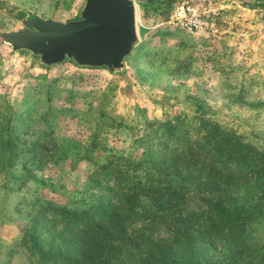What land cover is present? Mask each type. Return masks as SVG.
<instances>
[{
  "label": "rangeland",
  "instance_id": "1",
  "mask_svg": "<svg viewBox=\"0 0 264 264\" xmlns=\"http://www.w3.org/2000/svg\"><path fill=\"white\" fill-rule=\"evenodd\" d=\"M178 1L133 0L138 42L121 73L71 61L45 67L0 43V264L35 259L20 244L29 210L87 207L104 189L101 164L156 161L176 139L199 137L201 121L264 154V0H205L200 32L171 23ZM83 2L0 0V32L23 28V16L75 19ZM170 184L183 196L182 214L209 199L193 181L173 177ZM143 205L159 213L148 200ZM251 221L234 264H264V207ZM126 229L152 228L140 217ZM138 252L124 248L112 264L135 263Z\"/></svg>",
  "mask_w": 264,
  "mask_h": 264
},
{
  "label": "trees",
  "instance_id": "2",
  "mask_svg": "<svg viewBox=\"0 0 264 264\" xmlns=\"http://www.w3.org/2000/svg\"><path fill=\"white\" fill-rule=\"evenodd\" d=\"M199 129V137L176 139L169 155L156 161L101 164L96 174L104 189L85 208L46 203L29 210L20 237L35 256L29 264H112L132 246L139 251L136 262L122 264L238 263L247 245L244 225L264 207V154L215 124L201 121ZM173 177L209 195L199 212L179 211L183 196L170 184ZM140 217L152 229L129 234L126 222Z\"/></svg>",
  "mask_w": 264,
  "mask_h": 264
},
{
  "label": "water",
  "instance_id": "3",
  "mask_svg": "<svg viewBox=\"0 0 264 264\" xmlns=\"http://www.w3.org/2000/svg\"><path fill=\"white\" fill-rule=\"evenodd\" d=\"M19 22L23 28L0 32V43L12 52L31 53L45 67L71 61L121 73L138 42L133 0H84L75 19L23 16Z\"/></svg>",
  "mask_w": 264,
  "mask_h": 264
},
{
  "label": "built area",
  "instance_id": "4",
  "mask_svg": "<svg viewBox=\"0 0 264 264\" xmlns=\"http://www.w3.org/2000/svg\"><path fill=\"white\" fill-rule=\"evenodd\" d=\"M205 0H179L172 12L171 23L188 32L203 31L207 25L201 11Z\"/></svg>",
  "mask_w": 264,
  "mask_h": 264
}]
</instances>
